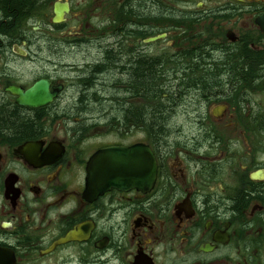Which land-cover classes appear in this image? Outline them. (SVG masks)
I'll return each mask as SVG.
<instances>
[{
    "label": "flooded vegetation",
    "instance_id": "1",
    "mask_svg": "<svg viewBox=\"0 0 264 264\" xmlns=\"http://www.w3.org/2000/svg\"><path fill=\"white\" fill-rule=\"evenodd\" d=\"M0 22V264H264V0H0ZM37 83L50 102L17 105ZM108 147L153 183L89 196Z\"/></svg>",
    "mask_w": 264,
    "mask_h": 264
},
{
    "label": "water",
    "instance_id": "2",
    "mask_svg": "<svg viewBox=\"0 0 264 264\" xmlns=\"http://www.w3.org/2000/svg\"><path fill=\"white\" fill-rule=\"evenodd\" d=\"M59 12L55 11L54 22L59 21ZM37 83L27 89H10L21 97L16 104L25 108H37L50 102L46 84ZM43 94L45 99H33ZM147 158V157H146ZM145 157L135 154L127 147H108L99 150L88 162L86 167V191L90 196L101 195L111 189L127 191L133 187L150 186L155 177V163L151 164Z\"/></svg>",
    "mask_w": 264,
    "mask_h": 264
},
{
    "label": "trees",
    "instance_id": "3",
    "mask_svg": "<svg viewBox=\"0 0 264 264\" xmlns=\"http://www.w3.org/2000/svg\"><path fill=\"white\" fill-rule=\"evenodd\" d=\"M12 1H13V12L14 13H19L20 11H22L25 4L27 3V0H12ZM113 69L114 68L112 66H110V71L105 72L104 84L102 86L104 94L110 93V90H111L110 87L113 88L112 85L109 87V82L116 75L115 73H120L122 75L121 71H118V72L116 71V70H119L118 68L114 69L115 72L113 71ZM132 72H136V77H135L136 89H141V90L153 89V83L152 82H153L154 78H152V77H154V74H155L154 70L146 67L145 65H142L141 67L136 68V71H131L129 68L126 69L127 75H130ZM124 77H127V76L124 75ZM126 81H127V82H125L126 87L131 86L127 79H126ZM126 91H128V87H127ZM103 102H105L104 103L105 107L109 106V104H110L109 101H103ZM120 111H122V110H120ZM113 114H115L114 111H113ZM1 122H2V126L5 130H9L10 132H13L18 136L23 135V134H29L31 132L30 125H27V123H23L20 120L13 118L11 115H9V113H3L1 115Z\"/></svg>",
    "mask_w": 264,
    "mask_h": 264
},
{
    "label": "bare ground",
    "instance_id": "4",
    "mask_svg": "<svg viewBox=\"0 0 264 264\" xmlns=\"http://www.w3.org/2000/svg\"><path fill=\"white\" fill-rule=\"evenodd\" d=\"M28 11V10H27ZM26 13V12H25ZM24 18V17H23ZM1 23V22H0ZM23 24V23H22ZM4 28V27H3ZM13 32V31H12ZM29 37V36H28ZM111 59V58H110ZM126 87V86H125ZM128 87V86H127ZM126 89V88H125ZM114 103V102H113ZM84 104V103H83ZM97 106V105H96ZM87 112V111H86ZM90 113V112H89ZM221 173V172H220Z\"/></svg>",
    "mask_w": 264,
    "mask_h": 264
},
{
    "label": "rangeland",
    "instance_id": "5",
    "mask_svg": "<svg viewBox=\"0 0 264 264\" xmlns=\"http://www.w3.org/2000/svg\"><path fill=\"white\" fill-rule=\"evenodd\" d=\"M24 24H25V22H24ZM111 58V57H110Z\"/></svg>",
    "mask_w": 264,
    "mask_h": 264
}]
</instances>
